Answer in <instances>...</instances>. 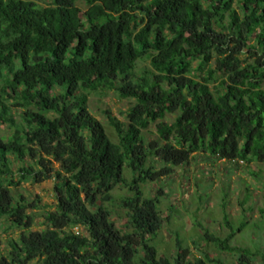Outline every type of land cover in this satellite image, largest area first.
<instances>
[{
	"label": "trees",
	"instance_id": "1",
	"mask_svg": "<svg viewBox=\"0 0 264 264\" xmlns=\"http://www.w3.org/2000/svg\"><path fill=\"white\" fill-rule=\"evenodd\" d=\"M78 2L87 6L82 18ZM212 53L215 70L206 68ZM144 60L151 71L135 77ZM110 92L135 101L126 125L106 113L115 139L87 108L88 93ZM168 114L176 115L170 125L162 122ZM157 121L159 143L146 144L142 132ZM0 125L12 130L0 137V220L20 230L0 264H207L189 259L178 241L172 261L158 256L159 202L141 187L197 153L264 164V0H0ZM47 180L54 210L44 213L45 230L33 231L28 211L40 201L9 187ZM117 187L129 192L130 233L101 207ZM243 227L224 239L205 232L204 240L236 253V264H264V250L231 246Z\"/></svg>",
	"mask_w": 264,
	"mask_h": 264
},
{
	"label": "rangeland",
	"instance_id": "2",
	"mask_svg": "<svg viewBox=\"0 0 264 264\" xmlns=\"http://www.w3.org/2000/svg\"><path fill=\"white\" fill-rule=\"evenodd\" d=\"M41 6H46L40 3ZM232 8L241 13L238 3ZM77 16L82 18L87 10L84 3L76 4ZM229 22L225 16L224 26ZM143 27V26H142ZM217 31L227 35V31L216 28ZM216 55L212 53V60L206 68L216 69ZM240 60L248 62L247 56ZM148 60L137 63L135 77H141L144 72L151 71ZM243 62V64H245ZM242 64V65H243ZM200 76V75H198ZM197 80H199L197 78ZM211 84L210 87L218 85ZM87 108L89 113L104 127L111 139H115L113 129L109 127L106 113L117 121L127 124L125 113L135 101L122 99L114 92L88 93ZM12 101L7 102L9 105ZM17 124H22V109L11 106ZM176 115H166L163 123L170 125ZM157 123H152L147 130L142 132L146 144L159 143ZM12 130L7 125H0V137L7 141ZM12 163H13V159ZM150 164L156 170L161 168L158 160L151 159ZM20 167L13 163V171ZM55 168L58 165L54 164ZM255 175V176H253ZM125 178L130 181L131 174L126 171ZM53 180L35 184L32 181L23 182L19 187H9L13 196L22 195L30 204L38 203L37 210H29L28 214L34 217L32 230L41 232L46 228L44 213L54 210L55 199L53 196ZM264 164L252 163L250 165L227 163L216 160L204 153L192 155V160L182 167L173 168L170 177L161 181L143 185L142 191L145 198L158 199V212L162 219V227L153 242L159 257H166L172 261L176 254L177 241L182 248L190 252L189 259H203L207 264H236L238 255L218 250L204 240L205 232L210 235L226 238L231 233V228L237 231L244 224L240 232H236L230 244L232 247L249 249L252 252L264 250V222L260 217L263 207L264 195ZM161 193V194H160ZM129 197V192L124 187H117L111 194L109 201L101 202V207L110 216L111 222L122 233H130L127 208L124 201ZM9 220H0V258L9 252V241L17 238L20 230L11 227ZM226 222L230 225L228 227ZM74 232H80L78 228ZM256 264L260 259L254 260ZM31 264H39L33 261Z\"/></svg>",
	"mask_w": 264,
	"mask_h": 264
}]
</instances>
